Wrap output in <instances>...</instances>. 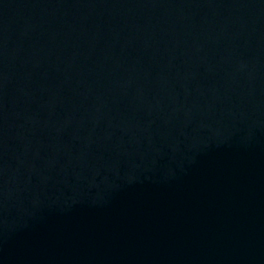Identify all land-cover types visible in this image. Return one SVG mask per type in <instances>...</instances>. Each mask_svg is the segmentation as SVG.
Returning a JSON list of instances; mask_svg holds the SVG:
<instances>
[{
	"label": "water",
	"instance_id": "water-1",
	"mask_svg": "<svg viewBox=\"0 0 264 264\" xmlns=\"http://www.w3.org/2000/svg\"><path fill=\"white\" fill-rule=\"evenodd\" d=\"M0 264H264V0H0Z\"/></svg>",
	"mask_w": 264,
	"mask_h": 264
}]
</instances>
